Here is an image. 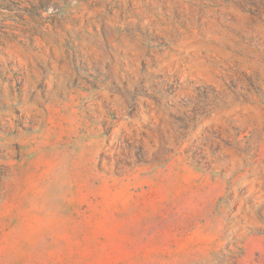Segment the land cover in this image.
<instances>
[{
  "label": "rangeland",
  "instance_id": "374dc122",
  "mask_svg": "<svg viewBox=\"0 0 264 264\" xmlns=\"http://www.w3.org/2000/svg\"><path fill=\"white\" fill-rule=\"evenodd\" d=\"M0 264H264V0H0Z\"/></svg>",
  "mask_w": 264,
  "mask_h": 264
}]
</instances>
